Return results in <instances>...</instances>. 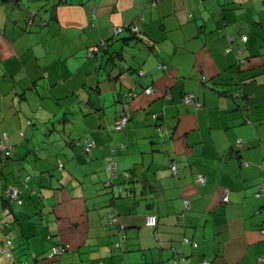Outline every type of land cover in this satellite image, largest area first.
<instances>
[{"label":"crops","instance_id":"crops-1","mask_svg":"<svg viewBox=\"0 0 264 264\" xmlns=\"http://www.w3.org/2000/svg\"><path fill=\"white\" fill-rule=\"evenodd\" d=\"M122 23L139 30L113 39ZM0 28V133L15 146L0 173V249L6 234L14 248L0 264H262L263 0H0ZM55 243L70 249L50 259Z\"/></svg>","mask_w":264,"mask_h":264},{"label":"built area","instance_id":"built-area-1","mask_svg":"<svg viewBox=\"0 0 264 264\" xmlns=\"http://www.w3.org/2000/svg\"><path fill=\"white\" fill-rule=\"evenodd\" d=\"M155 1L152 2V4H154ZM263 9H264V0H263ZM124 29H129L131 30L132 32H137L139 30V26L137 23H122V24H119L117 26H115L114 28V33L115 34H118L120 33L122 30ZM247 39V36L246 35H241V40L243 42H245ZM95 49V47H91L90 50H93ZM240 64L241 66H243L245 64V60L244 59H241L240 61ZM142 73V72H141ZM153 91V88L151 87H147L145 88L144 92L146 94H151ZM166 95L167 96H170V93L169 91H166ZM183 102L185 104H189V103H196V105H200L199 103L195 102V97L193 94L191 93H186L183 97ZM127 116H122L121 118H118L115 122V126L114 128L116 130H121L124 128V126L126 125V122H127ZM160 132V135H164L166 134L167 130L164 129V128H160L158 129ZM22 134V133H21ZM4 138H6V135L4 134L3 135ZM95 147V142L92 140V139H86L85 140V144H84V152L86 153H89L91 152V150ZM0 149L5 151L7 154H11L13 152V146L12 145H9V144H5L4 142L0 141ZM116 154V149L115 148H111V153L109 156L106 157V164H107V168H109L112 172L113 175H115L116 173V170H117V163L116 161L114 160L113 156ZM60 166H62V164L60 163L59 164ZM171 169L173 171H176V165L173 163L171 164ZM198 180H199V183L200 184H204L206 182V178L203 174H198ZM264 191V179L258 184V188H257V191H256V195H261ZM228 192L229 190L227 188H225L223 190V196H222V199L223 201L227 202L228 201ZM18 189L16 187H11L8 189L7 191V194L8 196L11 198V199H16L18 198ZM189 205V200L187 198L184 199V207L187 208ZM157 222V218H156V215L154 214H149L146 218V224L147 225H150V226H154ZM264 233V231H263ZM183 243H191L193 245H195V243L193 241H191L189 238H183L182 240ZM5 245L7 247H12V240L7 237L6 238V241H5ZM68 249H70V245L68 244H58V245H55L52 247L51 249V252H50V255L51 256H54V255H62L64 254ZM0 251L2 253H6V254H10V253H7L6 251V247H2L0 249ZM175 252L179 255H182L181 252L177 249H175ZM178 259H175L174 260V264H178ZM259 262L264 264V255H260L259 256ZM102 264V263H100ZM200 264H210V262L208 260H203Z\"/></svg>","mask_w":264,"mask_h":264},{"label":"trees","instance_id":"trees-1","mask_svg":"<svg viewBox=\"0 0 264 264\" xmlns=\"http://www.w3.org/2000/svg\"><path fill=\"white\" fill-rule=\"evenodd\" d=\"M32 22V21H31ZM30 22V23H31ZM124 30H128L129 32H131L132 34H136L137 32H132L131 30H129V29H124ZM124 30H122V31H124ZM4 33V30L2 29V28H0V35H2ZM241 35H243V34H241ZM241 35H240V39H241ZM244 35H246V34H244ZM116 36H117V34H115L114 33V36H113V39H115L116 38ZM247 36V35H246ZM247 40V39H246ZM101 46H102V43L101 44H98V45H96L95 46V49H93V50H90V48L88 47L87 48V57H91V56H93L98 50H99V48H101ZM229 50V48H227L226 49V51H228ZM241 59H246V58H240V60ZM239 60V61H240ZM238 61V66H241V64H240V62ZM158 68H161V69H164L165 68V66L163 65V64H160L159 66H158ZM142 72V73H141ZM138 74L139 75H144V71L143 70H138ZM203 79L204 80H206L207 78L206 77H203ZM147 87H151L152 88V86H146V87H144L143 88V90H142V93L143 94H145V95H149V94H146L145 92H144V90H145V88H147ZM186 93H191V94H193L194 95V97H195V102H197V103H199L200 105H201V103L196 99V96H195V94L194 93H192V92H184L183 93V96H182V101H183V97H184V95L186 94ZM140 93H138V92H136V91H134V90H129V92H127L126 93V96L129 98V99H133V98H135V97H137L138 95H139ZM184 103V102H183ZM185 104V103H184ZM194 104H196V103H194ZM127 116V122H126V125L124 126V128L123 129H125V127L128 125V123H129V121H130V116L128 115V114H123V115H121V116H118V117H116L115 119H114V121H113V128H114V126H115V122H116V120L118 119V118H121L122 116ZM152 118L154 119V120H158L159 119V116H158V113H152ZM159 127L160 128H164V129H166L167 127H166V125H165V123H163L162 121H158V123L156 124V128H157V130L159 129ZM115 129V128H114ZM123 129H121V130H123ZM116 130V129H115ZM167 130V129H166ZM118 131H120V130H118ZM160 131L158 130V133H159ZM22 133V134H21ZM6 135V138H4V136L3 135ZM166 134H167V132H166ZM20 135H21V137L23 138L24 137V132H20ZM159 135H160V133H159ZM165 135V134H164ZM161 136V135H160ZM86 139H88V138H86ZM85 139V140H86ZM89 139H91V138H89ZM85 140H84V144H85ZM93 140V139H92ZM0 141H2V142H4L5 144H9V145H12L13 146V152L11 153V154H7L5 151H3V150H1L0 149V173L2 172V170H3V168H4V166L6 165V163L9 161V160H13V158H14V156H15V146L9 141V136H8V134L6 133V132H1L0 133ZM94 141V140H93ZM95 142V141H94ZM95 146H96V144H95ZM112 148V147H111ZM114 148V147H113ZM116 149V148H115ZM83 151H84V145H83ZM92 151V150H91ZM85 154H89V153H86V152H84ZM61 163V162H60ZM59 163V164H60ZM58 164V168L59 169H62V166H63V163H61L62 164V166H60ZM106 166H107V164H106ZM109 169V168H108ZM110 170V169H109ZM110 172H111V170H110ZM116 173H117V170H116ZM116 173H115V175H116ZM111 175L114 177L115 175H113L112 174V172H111ZM31 177V175H27L26 176V178H25V180H24V182L25 181H27L29 178ZM11 187H16L17 189H18V191H19V193H18V198H17V200L16 199H11L9 196H8V194H7V191H8V189L9 188H11ZM257 188H258V185H257ZM257 191V190H256ZM121 192V188H119V193ZM263 193H264V191H263ZM262 193V194H263ZM3 195H4V199L7 201V202H15V201H17V202H20L21 201V190L19 189V187L18 186H16V185H12V184H8V183H5L4 184V187H3ZM117 214H118V211H117V209L116 208H113V209H111V212H110V214H109V221H110V223H112V224H116L118 227H122V225L118 222V220H117ZM147 218V217H146ZM156 218H157V216H156ZM157 223V222H156ZM4 226H6L5 224H3L1 227H4ZM154 226H156V224L154 225ZM7 237H9L10 238V236L8 235V234H6L5 235V240H4V246L6 247V251H7V253H10V254H6V253H2L1 251H0V256L1 255H4V254H6V255H8V256H10L11 254H12V250H13V248H14V244H13V240H12V247L10 248V247H7L6 245H5V241H6V238ZM59 243H55L54 245H52L51 246V248H50V250L48 251V253H47V256H48V258H50V259H54V258H56V257H59V256H61V255H54V256H51L50 255V252H51V249H52V247L53 246H55V245H58ZM61 244V243H60ZM69 245V244H68ZM4 246H2V247H4ZM67 252V251H66ZM209 261V260H208ZM210 262V261H209Z\"/></svg>","mask_w":264,"mask_h":264}]
</instances>
